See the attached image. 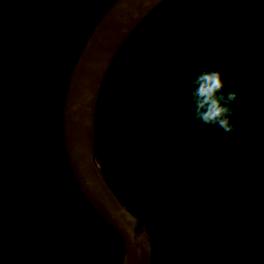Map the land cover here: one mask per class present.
I'll list each match as a JSON object with an SVG mask.
<instances>
[{
	"label": "flooded vegetation",
	"instance_id": "af4514ba",
	"mask_svg": "<svg viewBox=\"0 0 264 264\" xmlns=\"http://www.w3.org/2000/svg\"><path fill=\"white\" fill-rule=\"evenodd\" d=\"M114 1L0 0V264H69L91 229L99 234L69 175L62 107ZM204 71L220 72L223 94L236 95L231 132L194 115L190 81ZM96 142L122 212L138 220L149 199L148 232L168 229L197 193L216 192L224 173L264 215V0L163 1L106 75Z\"/></svg>",
	"mask_w": 264,
	"mask_h": 264
},
{
	"label": "water",
	"instance_id": "95a60500",
	"mask_svg": "<svg viewBox=\"0 0 264 264\" xmlns=\"http://www.w3.org/2000/svg\"><path fill=\"white\" fill-rule=\"evenodd\" d=\"M165 0H115L88 37L70 75L62 107V139L70 178L98 226L119 246L123 264H151L155 244L111 193L96 142V110L106 75L132 32Z\"/></svg>",
	"mask_w": 264,
	"mask_h": 264
},
{
	"label": "trees",
	"instance_id": "16d2710c",
	"mask_svg": "<svg viewBox=\"0 0 264 264\" xmlns=\"http://www.w3.org/2000/svg\"><path fill=\"white\" fill-rule=\"evenodd\" d=\"M189 203L168 229L148 221L155 244L151 264H264V215L234 174L224 173V185L216 192L209 196L197 193ZM202 209L205 213L199 212ZM84 211L86 225L97 227ZM197 215L201 226H196ZM97 229L99 234L91 229L90 239L82 242L81 252L69 264H123L119 246Z\"/></svg>",
	"mask_w": 264,
	"mask_h": 264
},
{
	"label": "clouds",
	"instance_id": "9594fccd",
	"mask_svg": "<svg viewBox=\"0 0 264 264\" xmlns=\"http://www.w3.org/2000/svg\"><path fill=\"white\" fill-rule=\"evenodd\" d=\"M184 68H181L176 75L181 77ZM190 101L193 105V112L202 125H218L225 132L233 131L229 117L232 110L227 105L236 99L234 92L227 96L223 94L225 87L221 73L218 71H204L199 73L190 81Z\"/></svg>",
	"mask_w": 264,
	"mask_h": 264
},
{
	"label": "rangeland",
	"instance_id": "374dc122",
	"mask_svg": "<svg viewBox=\"0 0 264 264\" xmlns=\"http://www.w3.org/2000/svg\"><path fill=\"white\" fill-rule=\"evenodd\" d=\"M199 212H201V213H205V209H202V210H200ZM183 213H185V210H184V209L182 210V214H183ZM182 214H181V215H182ZM194 220H195V219H194ZM194 220H193V221H194ZM195 223H196V226H201V225H200V223H201V221H200V216L197 215V218H196ZM177 224L179 225V222H177ZM181 227H182V226H181ZM196 231H197V229H195L194 234L196 233ZM182 233L185 234L184 231H182ZM186 233H188V231H186ZM194 237H196V239H199L200 236H199V235H196V236H194ZM40 261H41V260H38L36 263H38V262H40ZM62 264H65V263H62Z\"/></svg>",
	"mask_w": 264,
	"mask_h": 264
}]
</instances>
